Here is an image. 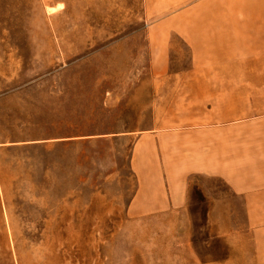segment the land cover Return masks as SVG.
I'll return each mask as SVG.
<instances>
[{
	"label": "rangeland",
	"instance_id": "1",
	"mask_svg": "<svg viewBox=\"0 0 264 264\" xmlns=\"http://www.w3.org/2000/svg\"><path fill=\"white\" fill-rule=\"evenodd\" d=\"M254 47L264 0H0V264H200L264 226L203 174L187 211L130 209L150 158L205 119L190 77L264 88ZM230 92L231 111L264 101Z\"/></svg>",
	"mask_w": 264,
	"mask_h": 264
},
{
	"label": "crops",
	"instance_id": "2",
	"mask_svg": "<svg viewBox=\"0 0 264 264\" xmlns=\"http://www.w3.org/2000/svg\"><path fill=\"white\" fill-rule=\"evenodd\" d=\"M254 48V57L264 59V47L260 54ZM250 75L189 78L190 89L204 105L200 114L191 112L190 115L205 119L199 122L197 118L189 124L188 137L183 134L179 142L173 143L176 146L168 147L169 143L165 142L166 146L161 149L163 155L158 160L150 158L153 166L140 176L141 185L130 204L132 211H187V181L193 174L220 177L233 193L244 198L243 211H264V101L248 97L250 112L231 111L229 104L231 89H241L244 95L248 92L253 96L264 91L259 78ZM238 115L253 118L231 123L230 116ZM224 208L230 211V206ZM253 233L218 236L228 246L227 255L203 262L198 259L199 263L264 264V226L257 227Z\"/></svg>",
	"mask_w": 264,
	"mask_h": 264
}]
</instances>
